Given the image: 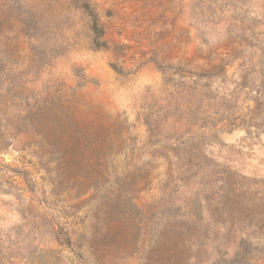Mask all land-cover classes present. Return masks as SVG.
Instances as JSON below:
<instances>
[{
	"label": "rangeland",
	"instance_id": "374dc122",
	"mask_svg": "<svg viewBox=\"0 0 264 264\" xmlns=\"http://www.w3.org/2000/svg\"><path fill=\"white\" fill-rule=\"evenodd\" d=\"M0 264H264V0H0Z\"/></svg>",
	"mask_w": 264,
	"mask_h": 264
},
{
	"label": "trees",
	"instance_id": "16d2710c",
	"mask_svg": "<svg viewBox=\"0 0 264 264\" xmlns=\"http://www.w3.org/2000/svg\"><path fill=\"white\" fill-rule=\"evenodd\" d=\"M94 29H95V31H96V29H97L96 24L94 25ZM38 132H39V133H38ZM37 133L39 134V135H37V136L39 137V139H42V137H43V132H41V131L39 130V131H37Z\"/></svg>",
	"mask_w": 264,
	"mask_h": 264
}]
</instances>
